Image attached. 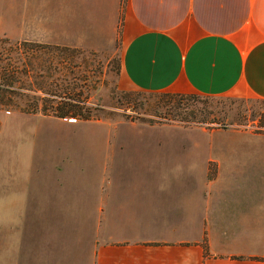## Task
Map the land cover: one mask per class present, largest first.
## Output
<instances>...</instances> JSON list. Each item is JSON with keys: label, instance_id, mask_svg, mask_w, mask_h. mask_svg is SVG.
Instances as JSON below:
<instances>
[{"label": "crops", "instance_id": "crops-1", "mask_svg": "<svg viewBox=\"0 0 264 264\" xmlns=\"http://www.w3.org/2000/svg\"><path fill=\"white\" fill-rule=\"evenodd\" d=\"M3 4L2 11L19 13L21 27L19 34L0 36L93 50L119 41L120 88L264 99V0ZM24 119L5 122L15 120L26 133L29 122H43ZM25 132L17 131L16 140L8 139L9 145L0 150V264H264V177L223 167V154L213 150L215 144L223 147L222 142L244 138L210 136L201 200L179 195L180 183L136 187L131 195L125 193L131 198L120 196L122 190H108L99 202L100 232L93 241L81 229L44 228L38 206L71 203L55 191L44 196L66 168L57 172L46 164L54 183L44 191L33 165L34 147L19 149ZM32 133L37 129L29 137ZM55 152L53 161L69 163L68 156L60 160ZM43 154L45 161V141ZM209 162L216 164L212 173ZM29 206H37L36 217L29 215L36 227L29 228L28 219H22Z\"/></svg>", "mask_w": 264, "mask_h": 264}, {"label": "rangeland", "instance_id": "rangeland-1", "mask_svg": "<svg viewBox=\"0 0 264 264\" xmlns=\"http://www.w3.org/2000/svg\"><path fill=\"white\" fill-rule=\"evenodd\" d=\"M4 2L0 0V33L19 34L20 15L2 11ZM80 51L70 56L69 62L53 58V64L58 67L54 76L58 77L61 72L66 74L71 82L69 88H77L74 95L80 94L87 104L100 109L99 118L87 122L0 109L1 151L9 145L8 139L16 138L17 131L19 134L25 132L15 120L5 122L6 119L43 118V122H29L31 125L25 127L28 133H24V138L19 141L21 147H17H34L33 165L41 174L39 185L44 182V191L54 183L45 167L50 166L57 172L66 168L56 187L53 185L44 196L55 191L57 197L71 199V203L38 206L39 214L44 212V228L81 229L87 232L86 235L91 233L95 241L96 233L100 232L99 202L112 188L122 190L120 196L131 198L125 193L131 195L136 187L180 183L179 195L189 198V201L201 200V186L207 181L205 170L212 148L210 136L244 138L243 141L222 142L223 147L215 144L213 150H220L223 154V167H241L253 171L256 179L264 177V99L206 96L192 92L176 96L166 95L176 93L170 91L120 88L122 50L119 41L105 49L81 48ZM47 57L41 53L35 62L44 64ZM65 82L58 88H65ZM44 85V88L51 86ZM185 105L187 109L184 110ZM34 123L37 128L33 127ZM36 129L37 133L29 137ZM44 141L48 160L56 150L54 156L60 160H66L64 156H68L69 163L52 159L46 163ZM0 157H4L3 152H0ZM208 165L212 173L216 164L209 162ZM38 212L37 206H29L27 213H21L22 219H28L29 228L36 227L37 222L30 216L36 217Z\"/></svg>", "mask_w": 264, "mask_h": 264}, {"label": "trees", "instance_id": "trees-1", "mask_svg": "<svg viewBox=\"0 0 264 264\" xmlns=\"http://www.w3.org/2000/svg\"><path fill=\"white\" fill-rule=\"evenodd\" d=\"M80 50L78 47L0 36V109L81 121L99 118V108L87 104L80 94L74 95L77 88H69L71 82L66 74L61 72L58 77L54 76L58 67L53 64V58L69 62L70 56L78 54ZM41 53L48 56L45 66L35 62ZM64 81L67 83L65 88H58ZM45 83L51 85L50 88H44ZM166 95L186 96L185 93ZM174 106L180 108L179 105ZM183 107L187 109L186 105Z\"/></svg>", "mask_w": 264, "mask_h": 264}, {"label": "clouds", "instance_id": "clouds-1", "mask_svg": "<svg viewBox=\"0 0 264 264\" xmlns=\"http://www.w3.org/2000/svg\"><path fill=\"white\" fill-rule=\"evenodd\" d=\"M179 168V166H177Z\"/></svg>", "mask_w": 264, "mask_h": 264}]
</instances>
